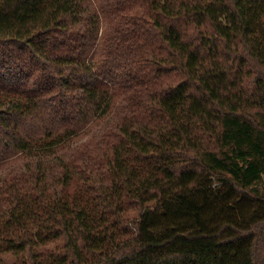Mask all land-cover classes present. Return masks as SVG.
I'll use <instances>...</instances> for the list:
<instances>
[{"label":"trees","instance_id":"trees-1","mask_svg":"<svg viewBox=\"0 0 264 264\" xmlns=\"http://www.w3.org/2000/svg\"><path fill=\"white\" fill-rule=\"evenodd\" d=\"M0 264H264V0H0Z\"/></svg>","mask_w":264,"mask_h":264},{"label":"rangeland","instance_id":"rangeland-1","mask_svg":"<svg viewBox=\"0 0 264 264\" xmlns=\"http://www.w3.org/2000/svg\"><path fill=\"white\" fill-rule=\"evenodd\" d=\"M80 139V138H79ZM220 210L222 211V213L218 212L217 211V208L215 206H210V205H207L204 212H205V218L207 219V221H211L213 220V218H219L222 215H225V214H231V215H234V207H232L231 205L229 204H225V205H222L220 207ZM237 214L241 217L242 214H243V210L241 209H238L237 210ZM180 217H178L179 219ZM211 225V224H209ZM213 225V223H212ZM209 226V228L212 227Z\"/></svg>","mask_w":264,"mask_h":264}]
</instances>
